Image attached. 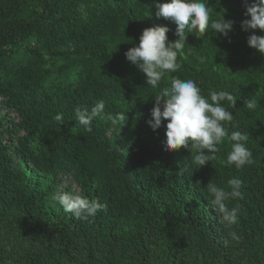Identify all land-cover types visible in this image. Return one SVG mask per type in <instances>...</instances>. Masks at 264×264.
Wrapping results in <instances>:
<instances>
[{"label":"trees","instance_id":"16d2710c","mask_svg":"<svg viewBox=\"0 0 264 264\" xmlns=\"http://www.w3.org/2000/svg\"><path fill=\"white\" fill-rule=\"evenodd\" d=\"M158 2L0 0V264H264V55L241 28L244 0H208L212 18L234 21L229 35L188 34L179 70L154 89L125 52L145 28L178 38L155 16ZM173 77L195 80L206 98H237L235 108L222 103L239 125L229 131L249 134L253 163L228 166L227 139L201 168L195 152L165 150L166 128L148 120ZM99 100L125 119H94L88 132L74 111ZM233 177L243 199L228 202L240 213L226 227L206 186L227 189ZM73 189L106 210L88 220L64 212L53 194Z\"/></svg>","mask_w":264,"mask_h":264},{"label":"clouds","instance_id":"9594fccd","mask_svg":"<svg viewBox=\"0 0 264 264\" xmlns=\"http://www.w3.org/2000/svg\"><path fill=\"white\" fill-rule=\"evenodd\" d=\"M245 19L241 23L244 32H250L247 37L249 47L264 55V35H257L255 30L264 32V0H244ZM155 16L164 18L176 25L175 41L169 40V29L164 26L145 28L139 37V43L125 52L126 59L145 74L148 87L159 88L166 75L175 73L180 68L178 56L184 54L188 34L197 37L204 36L209 29L213 33L227 37L232 30L234 21L223 16L212 18L208 0H164L156 4ZM132 43V42H131ZM154 106L151 109L149 126L155 131L162 126L166 128V139L163 145L166 151H178L182 148L195 152L194 164L201 168L216 158L220 151L219 145L225 139L230 144L226 164L234 165L237 170L253 163L252 152L247 147L249 134L241 130L229 131V128L239 129L234 123L233 112L224 106L227 101L235 108L237 98L225 90H210L206 98L197 82L191 78L173 77L170 86H164L153 96ZM105 101L99 100L91 109L77 107L74 111L75 121L86 131H92V122L97 118H107L116 123L123 121L124 114L113 117L105 113ZM248 110L256 108L253 99L245 101ZM54 120L63 124V114H56ZM166 121V124H165ZM207 150V151H205ZM227 189L217 186L212 180L206 188L210 196L211 207L219 214L220 221L231 227L239 222V205L229 207L230 200H242L243 181L233 177L227 181ZM52 199L64 212L71 213L77 220H88L98 212L107 208L97 198H89L78 190H58ZM232 239L240 237L235 230L230 232Z\"/></svg>","mask_w":264,"mask_h":264}]
</instances>
